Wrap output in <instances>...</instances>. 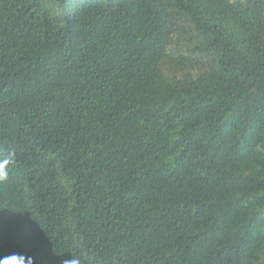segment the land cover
Masks as SVG:
<instances>
[{"label": "trees", "instance_id": "1", "mask_svg": "<svg viewBox=\"0 0 264 264\" xmlns=\"http://www.w3.org/2000/svg\"><path fill=\"white\" fill-rule=\"evenodd\" d=\"M10 154L0 264H264V0H0Z\"/></svg>", "mask_w": 264, "mask_h": 264}, {"label": "clouds", "instance_id": "2", "mask_svg": "<svg viewBox=\"0 0 264 264\" xmlns=\"http://www.w3.org/2000/svg\"><path fill=\"white\" fill-rule=\"evenodd\" d=\"M12 163V155L10 154L6 159L0 160V181H4L8 177L7 166ZM52 256L59 258V264H81L79 256L70 254V258H66L64 255H57L56 252H52ZM29 262L31 258H28ZM6 264H25V258L17 257L15 254L6 260Z\"/></svg>", "mask_w": 264, "mask_h": 264}, {"label": "snow or ice", "instance_id": "3", "mask_svg": "<svg viewBox=\"0 0 264 264\" xmlns=\"http://www.w3.org/2000/svg\"><path fill=\"white\" fill-rule=\"evenodd\" d=\"M260 219L262 222H264V213L261 214Z\"/></svg>", "mask_w": 264, "mask_h": 264}]
</instances>
